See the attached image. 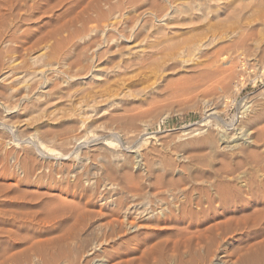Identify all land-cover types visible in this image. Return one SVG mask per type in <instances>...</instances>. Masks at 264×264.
Returning a JSON list of instances; mask_svg holds the SVG:
<instances>
[{
	"label": "rangeland",
	"instance_id": "1",
	"mask_svg": "<svg viewBox=\"0 0 264 264\" xmlns=\"http://www.w3.org/2000/svg\"><path fill=\"white\" fill-rule=\"evenodd\" d=\"M0 264H264V0H0Z\"/></svg>",
	"mask_w": 264,
	"mask_h": 264
},
{
	"label": "bare ground",
	"instance_id": "2",
	"mask_svg": "<svg viewBox=\"0 0 264 264\" xmlns=\"http://www.w3.org/2000/svg\"><path fill=\"white\" fill-rule=\"evenodd\" d=\"M198 251V250H197Z\"/></svg>",
	"mask_w": 264,
	"mask_h": 264
}]
</instances>
